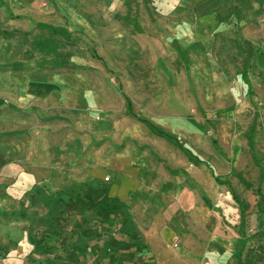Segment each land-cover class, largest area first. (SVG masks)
Returning <instances> with one entry per match:
<instances>
[{"label": "rangeland", "instance_id": "374dc122", "mask_svg": "<svg viewBox=\"0 0 264 264\" xmlns=\"http://www.w3.org/2000/svg\"><path fill=\"white\" fill-rule=\"evenodd\" d=\"M37 2L0 33V264H52L65 204L115 186L147 245L120 264H264V0Z\"/></svg>", "mask_w": 264, "mask_h": 264}, {"label": "trees", "instance_id": "16d2710c", "mask_svg": "<svg viewBox=\"0 0 264 264\" xmlns=\"http://www.w3.org/2000/svg\"><path fill=\"white\" fill-rule=\"evenodd\" d=\"M126 105L130 111L131 102L128 98ZM239 204L244 212L245 205ZM123 209L124 206L119 200L109 196L108 188H88L74 200L68 201L62 214L67 216L66 220L75 218L73 239L70 250H66L65 255H60L59 259L64 261V264H86L88 258L96 254L99 243L102 244L104 255L99 257L96 254L95 264H120L118 254L121 252H126L129 258L136 259L138 254L147 250V245L139 233L127 225L128 219ZM83 215L86 217L80 219ZM60 219L57 217L56 222ZM115 230L118 232L117 236L114 235ZM59 259L53 260L52 264H60ZM250 262L252 259L247 255L245 263Z\"/></svg>", "mask_w": 264, "mask_h": 264}, {"label": "crops", "instance_id": "0c3cea01", "mask_svg": "<svg viewBox=\"0 0 264 264\" xmlns=\"http://www.w3.org/2000/svg\"><path fill=\"white\" fill-rule=\"evenodd\" d=\"M38 0H0V33L3 35L8 34L7 31H3V21L5 23H11V24H23L26 21H31L29 20V16L34 17V16H39L40 10L38 8L37 2ZM129 99V98H128ZM130 100V99H129ZM3 101V86L0 87V103ZM131 102V101H130ZM132 106V103H131ZM128 110V109H127ZM129 113L131 112L128 111ZM160 135V133H158ZM181 149L182 146H179ZM190 155V153H188ZM6 171V168H5ZM127 172V170H123V173ZM15 176V175H14ZM125 175H120L122 179H125ZM48 182L51 184V186L54 189L61 190V191H68L71 189H78L80 186V183L75 181L70 177V175L67 174L66 170L58 167V166H53L49 172H48ZM18 181V186L22 187L23 189H26L30 186V184H35L37 183V179L34 176L31 175H21V176H15ZM108 180L110 177H108ZM217 184L219 185H227L226 182L219 183L217 181ZM229 193L231 194L233 200L238 206V210L240 213V216L244 217L246 213V204L242 201L239 200L238 197L233 193V191L229 187ZM121 189H118V187H113L111 192V196L114 198H118L119 200V192ZM239 203H243L245 205V211L243 212L241 210V206ZM176 223L170 225V229L172 231L176 230Z\"/></svg>", "mask_w": 264, "mask_h": 264}, {"label": "built area", "instance_id": "2783aa9c", "mask_svg": "<svg viewBox=\"0 0 264 264\" xmlns=\"http://www.w3.org/2000/svg\"><path fill=\"white\" fill-rule=\"evenodd\" d=\"M106 180H108V178H106Z\"/></svg>", "mask_w": 264, "mask_h": 264}]
</instances>
